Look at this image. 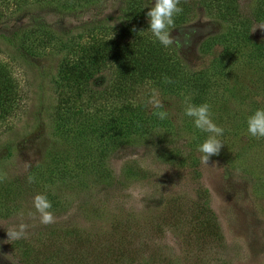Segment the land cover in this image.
I'll return each mask as SVG.
<instances>
[{
    "label": "rangeland",
    "instance_id": "obj_1",
    "mask_svg": "<svg viewBox=\"0 0 264 264\" xmlns=\"http://www.w3.org/2000/svg\"><path fill=\"white\" fill-rule=\"evenodd\" d=\"M237 1L248 13L250 0ZM122 7L118 0H0V81L11 97L0 114V264H264V137L247 131L248 118L264 109V50L255 45L264 21L251 25L247 39L231 25L227 39L208 43L225 26L196 7L171 29L179 46L164 47L183 79L161 91L147 81L140 94L137 85L109 104L116 91L106 69L91 88H104L107 102L53 121L66 47L76 56L96 37L129 38L116 31ZM142 15L140 28L151 32ZM38 19L47 27H37ZM91 19L102 23L84 29ZM195 76L197 88L186 79ZM147 92L163 107L139 123L125 106ZM189 104H208L224 129L208 164L198 146L210 134L185 115ZM173 149L179 164L165 163ZM37 194L51 202L54 223L40 222ZM174 197L172 209L163 200ZM21 223L25 237L8 239L7 229Z\"/></svg>",
    "mask_w": 264,
    "mask_h": 264
},
{
    "label": "trees",
    "instance_id": "obj_2",
    "mask_svg": "<svg viewBox=\"0 0 264 264\" xmlns=\"http://www.w3.org/2000/svg\"><path fill=\"white\" fill-rule=\"evenodd\" d=\"M118 1L123 6L120 10V18L124 20L120 21L119 29L116 31L119 33V36H128L129 38L125 39L123 42H119L116 39L110 41L109 39H103L101 36L96 37L94 42H91L86 47H77L78 54L76 56H73L71 53L75 51L74 48H72V51L68 54L67 52L71 47H66V53L60 60L56 73L63 82V87L58 89V96L55 97V105L51 114V119L53 121L61 120V117H65L68 112L79 115L90 114V112H87L90 105L95 107V105H97L96 103L100 101L107 102V93L103 90L104 88H91L94 74H102L106 69L111 70V73L114 74L111 76L114 77L112 82L114 85L113 89L116 91L114 97L116 100H109V104L118 103V101L122 100L127 91H133V88L137 85L138 94H140L139 89L141 84L144 86L148 83L147 81L150 82L149 86L154 84L161 91V89L170 84L168 83L169 81L172 82L173 80L177 81L183 79L182 75H185V73L182 71L180 65H178V62L171 59L170 62H168L169 58L164 46L159 43L152 32L140 28L142 26L138 21L143 16L142 14L148 10V8L145 7L146 0ZM249 5H251V7L248 9V13H246V11L239 9V2L237 0H180L179 6L183 8V12L175 17V23H180L182 16L192 12L194 8L202 7V9H205L208 13L211 11L214 12L213 16L217 17L218 21L225 26L220 33L216 32L206 36L208 43L213 41L220 42L222 39H227L224 32L225 29L227 30L226 27L231 25H233V28L237 29L236 35H238L240 39H247L249 36L248 30L251 25L259 23V21H264V0H250L248 6ZM34 23H38L36 24L37 27H47L46 23L40 21V19ZM83 23H86L84 29L90 30L96 28L98 24L102 22L97 19H91ZM226 23L228 24L225 25ZM102 25H104V23ZM29 30H31V28L25 32L22 31L21 34L23 38H25L26 35L24 34ZM16 33L17 29L11 31L8 37H6V40L10 41L11 36ZM133 35H135L134 40L132 38ZM53 40L54 36L49 33L46 41L50 43ZM77 44L76 42L74 45ZM255 45L257 48L264 50V39L259 40ZM199 73L203 74V71ZM186 79L188 81L190 80L189 82L193 88L202 85L200 76ZM1 81L0 114L5 115L8 111L7 102L10 101L11 97L9 96L10 92L4 86V83L7 86V82L3 81L4 83L2 84ZM149 88L151 89V87ZM61 92H64V94H60ZM145 96V98L138 97V103L135 104V106L131 107L130 104L125 106L126 110L138 114L139 123L146 119V113L150 116L152 110H155V108L148 103L152 96L148 92ZM175 150L176 149L171 151L165 150L163 155L166 161L165 163H181L180 158H177V152ZM163 202L172 209L178 207L176 197L168 201L164 199Z\"/></svg>",
    "mask_w": 264,
    "mask_h": 264
},
{
    "label": "clouds",
    "instance_id": "obj_3",
    "mask_svg": "<svg viewBox=\"0 0 264 264\" xmlns=\"http://www.w3.org/2000/svg\"><path fill=\"white\" fill-rule=\"evenodd\" d=\"M180 0H154L153 6L146 12L149 29L154 37L164 47L176 44L179 46L180 41L172 35L171 29H174L175 17L183 12V8L179 6ZM264 29V25L259 26ZM255 30V29H254ZM155 109L163 107L162 102L157 98L156 94L148 102ZM159 119L167 118L166 111L154 112ZM185 115L193 119L196 128L210 135L198 146V150L202 153L201 160L208 164L211 156L219 155L223 143L219 136L223 135L224 129L217 126L211 118V110L208 104L191 105L185 108ZM248 133L257 138L264 137V109H258L247 120ZM31 179V178H30ZM33 205L36 211L40 214V222L48 225L55 222V216L50 211L52 208L51 202L45 195L37 194L34 197ZM27 225L21 223L18 227L7 229L8 239H22L26 235Z\"/></svg>",
    "mask_w": 264,
    "mask_h": 264
}]
</instances>
